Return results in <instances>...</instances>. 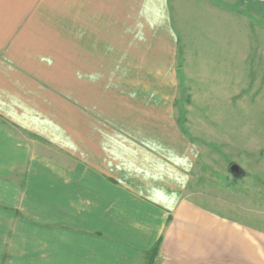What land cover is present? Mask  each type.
I'll list each match as a JSON object with an SVG mask.
<instances>
[{"label": "crops", "instance_id": "0c3cea01", "mask_svg": "<svg viewBox=\"0 0 264 264\" xmlns=\"http://www.w3.org/2000/svg\"><path fill=\"white\" fill-rule=\"evenodd\" d=\"M194 11L188 22L202 19ZM166 22L179 39L170 0H0V263L8 244L26 264H264V231L194 199V158L180 143L124 140L135 130L114 124L116 97L94 75L99 48ZM67 38L73 126L68 110L47 107L69 99L58 72Z\"/></svg>", "mask_w": 264, "mask_h": 264}, {"label": "rangeland", "instance_id": "374dc122", "mask_svg": "<svg viewBox=\"0 0 264 264\" xmlns=\"http://www.w3.org/2000/svg\"><path fill=\"white\" fill-rule=\"evenodd\" d=\"M220 2L170 0L180 20L179 39L176 28L167 35L168 22L154 34L149 25L136 27L137 35L114 39L111 53L99 48L101 69L94 75L100 74L116 97L114 124L135 130L124 140L180 143V152L194 158V199L264 231V7H252L248 0ZM210 5L216 12L222 7L221 18ZM193 10L200 21H187ZM59 41L66 54L61 48L58 72L67 78L69 99L47 102V107L68 110L67 124L73 126L76 39ZM110 104L105 100L100 108L107 114ZM164 152L172 158L176 150ZM234 164L238 168L232 169ZM2 249L0 264H26L10 260L8 244Z\"/></svg>", "mask_w": 264, "mask_h": 264}, {"label": "water", "instance_id": "95a60500", "mask_svg": "<svg viewBox=\"0 0 264 264\" xmlns=\"http://www.w3.org/2000/svg\"><path fill=\"white\" fill-rule=\"evenodd\" d=\"M238 166L236 164L232 165V169H236Z\"/></svg>", "mask_w": 264, "mask_h": 264}, {"label": "trees", "instance_id": "16d2710c", "mask_svg": "<svg viewBox=\"0 0 264 264\" xmlns=\"http://www.w3.org/2000/svg\"><path fill=\"white\" fill-rule=\"evenodd\" d=\"M158 248V247H157Z\"/></svg>", "mask_w": 264, "mask_h": 264}]
</instances>
